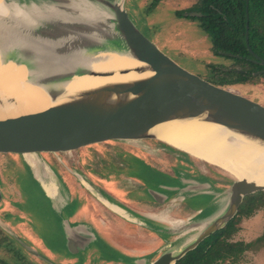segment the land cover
Segmentation results:
<instances>
[{
	"label": "water",
	"instance_id": "water-1",
	"mask_svg": "<svg viewBox=\"0 0 264 264\" xmlns=\"http://www.w3.org/2000/svg\"><path fill=\"white\" fill-rule=\"evenodd\" d=\"M2 1L15 7L18 15L34 20L15 26L22 38L9 40L12 46L68 58L73 63V76L77 77L136 75L89 86L68 98H60L42 82L29 77L31 84L43 88L51 105L40 111L0 118L1 168L58 177L146 159H189L203 163L227 181L222 189L211 192L215 206L206 216L181 224L172 222L173 229L191 231L183 240L162 248L152 261L139 259L130 261L132 264H175L203 239L223 228L235 216L245 196L264 191V184L235 179L217 165L162 140L161 126L165 123L197 120L223 126L264 148V103L181 67L135 26L124 8L125 0H88L90 8L79 6L82 21L61 14L48 16L35 6L19 4V0ZM102 11L109 16L102 18ZM189 15L201 14L192 11ZM247 37L246 24V44ZM101 52L124 56L138 64L116 70H93L86 63L76 62L75 58L81 56L83 62L96 63L94 58ZM255 61L264 66L263 59L255 56ZM253 74H264V68ZM5 105H17V101L0 96V108ZM204 187L196 182L190 188ZM175 188L159 185L162 190ZM147 193L158 204L167 198L153 188H148ZM62 227L70 253L83 250L91 242L79 237L67 220L62 221Z\"/></svg>",
	"mask_w": 264,
	"mask_h": 264
},
{
	"label": "rangeland",
	"instance_id": "rangeland-1",
	"mask_svg": "<svg viewBox=\"0 0 264 264\" xmlns=\"http://www.w3.org/2000/svg\"><path fill=\"white\" fill-rule=\"evenodd\" d=\"M66 1L19 0L18 3L25 4L27 7L35 6L37 11L48 16L58 14L69 16L71 14L73 16L69 17L72 18H78V16L83 18L78 13L79 6H85V10L90 8L86 3L88 0H80L81 3H78V0ZM195 1L161 0L151 12H148L147 6L150 0H125L124 8L135 26L154 42L162 52L184 69L208 80L212 75L213 65L231 66L232 59L214 54L211 51L210 37L200 28L198 19L188 16L192 12L189 10ZM52 2L65 7L66 12L57 13L54 7H50L55 6ZM72 6L76 12H73ZM176 12L184 13L177 15ZM41 23L43 24L44 21ZM11 39L17 40L15 37L9 38V40ZM15 48L23 47L15 46ZM260 81L264 82V79H260ZM233 90L264 103L263 83H243L236 85ZM166 142L171 144L168 141ZM161 161L169 163L170 161L181 162L182 160L161 159ZM184 161L203 164L196 160L184 159L182 162ZM149 163H152V161H149ZM231 176L236 178L234 175ZM83 177L90 190L83 191L85 198L81 199L80 197L72 202L87 204L85 209L86 221L91 227L95 239L100 240V244L97 245L95 242L90 244L88 251H92L91 254L87 255L82 251L76 255L75 260H72L70 258L72 255H69L68 259L66 255L68 253L65 252L62 246L63 227L61 220V217L66 216L70 211L69 205L71 203H67L69 205L65 207L68 210H64L62 207L59 208L60 201L58 200H54L57 207L54 206L47 198L46 192L39 185L38 180L25 169H1L0 228L5 233L3 242L5 244L0 246V258L8 263L22 259L25 264H125V261L123 263L116 262V259L124 254L115 243L102 237L106 231L102 228L107 225L111 229L110 232L117 235V239H127L128 235L148 234V232L133 231L129 226L127 228L128 224L120 217L117 218L110 213H99L100 209L96 207L100 203L98 199L101 198L100 200H102L103 198L111 201L119 205L120 208H127L134 214L131 209H135L134 203L136 201L129 197L128 193L134 194V190L138 187L141 188L140 192L142 193L137 195L136 199L142 198V202L149 203L148 207L156 209L162 204H166V202L155 205L156 202L151 201L147 189L153 187L152 180L161 178L159 175H150L149 170L135 164L107 166L95 174L88 173ZM63 180L64 184L72 191L73 197L77 196V191H81V184H77L72 177H65ZM57 183L59 184L60 181L56 180ZM142 183L146 186H142ZM104 200L103 202L109 203ZM207 214V212H204L200 217ZM263 219L264 208L249 218H243L240 221L238 231L232 236V240L242 241V246H246L248 251L244 254H237V256L232 255V258H226L223 264H264V241H259V239H264V234H262ZM184 237L186 235L178 240L174 239L172 243L181 241ZM142 240H144V237H142ZM146 244L144 242L142 245H146L145 249H148L146 253L153 259L155 254L150 248L154 245H150L148 241H146ZM242 246L236 244V248L241 247L242 249ZM93 251H97V253ZM106 256L113 258L111 263L104 261Z\"/></svg>",
	"mask_w": 264,
	"mask_h": 264
},
{
	"label": "bare ground",
	"instance_id": "bare-ground-1",
	"mask_svg": "<svg viewBox=\"0 0 264 264\" xmlns=\"http://www.w3.org/2000/svg\"><path fill=\"white\" fill-rule=\"evenodd\" d=\"M101 15L102 18L109 16L106 11H102ZM74 18L79 21L83 19L79 16ZM32 21L34 20L30 16L18 15L15 7H9L0 0V96L13 97L17 101V105L0 108V118L40 111L51 105L43 88L31 84V79L42 82L50 91L59 94L60 98H68L89 86L136 75L115 73L109 77H77L73 76V63L68 58L49 51L37 52L12 46L8 42L9 38H22L15 26ZM80 57L75 58L76 62L86 63L93 70H116L138 64L135 60L109 52L97 54L94 58L98 60L96 63L83 62L84 58L81 60ZM161 128V138L173 146L181 147L200 159H206L234 175L235 179L264 184V148L246 141L223 126L197 120L167 122ZM43 175L35 173L45 192L54 197L57 191L54 177L48 173ZM177 223L181 224L182 221Z\"/></svg>",
	"mask_w": 264,
	"mask_h": 264
},
{
	"label": "trees",
	"instance_id": "trees-1",
	"mask_svg": "<svg viewBox=\"0 0 264 264\" xmlns=\"http://www.w3.org/2000/svg\"><path fill=\"white\" fill-rule=\"evenodd\" d=\"M160 1L150 0L147 11L151 12ZM189 11L201 14L198 17L189 14L188 16L198 19L200 28L210 37L211 51L232 59L231 66L213 65L212 75L208 81L231 89L243 83L259 82L264 85V82L260 81L264 79V74H253L264 68L255 61V56L264 60V0H196ZM183 13L176 12L177 15ZM262 208L264 191L245 196L235 216L223 228L204 239L175 264H222L226 258L243 253L247 250L246 246L243 247L241 241H233L232 236L238 231V224L243 218H249ZM4 236L5 233L0 228V246L5 244ZM259 241L263 242L264 239ZM236 244L243 248H236ZM0 264L25 263L22 259L8 263L0 258Z\"/></svg>",
	"mask_w": 264,
	"mask_h": 264
},
{
	"label": "flooded vegetation",
	"instance_id": "flooded-vegetation-1",
	"mask_svg": "<svg viewBox=\"0 0 264 264\" xmlns=\"http://www.w3.org/2000/svg\"><path fill=\"white\" fill-rule=\"evenodd\" d=\"M57 4L58 3L55 2L54 3L55 6H50V7H54L55 10H57V12H66L65 7H62L61 5H57ZM182 161L181 162L170 161L169 163L163 162L160 164L153 163L152 165L154 169H158L160 167L162 170L167 171L171 175L167 174V177L165 178L154 179L152 181L153 183L152 188L158 190L157 188L158 184H160L163 181H168V183H171L172 185L176 186V189H180L182 188V186L179 180L185 177H191L199 180L200 182L207 183L211 186V188L212 187L220 188V186H222V182L219 181V179L212 177L213 175L207 166H204L203 164H199V163H193V162L191 163L188 161L182 162ZM154 171L159 172L158 170H154ZM151 173L152 172L150 171L149 174L152 175L153 173L152 174ZM144 186L146 185L144 184ZM203 191L204 190L193 191V195L191 197H188L185 192H183L184 193L183 194L181 191L169 193V195L167 196L168 198H166L165 200L166 203L169 202L168 210L165 207H162L158 212L154 210L152 211V209L150 208L148 213L138 210V213L132 214L130 210H128L125 207L120 208L119 205H116L114 203L107 204L103 202L104 199H102V202L97 204L96 207L100 209L101 212L98 211L99 213H110L115 215L117 218L120 217L124 222L128 224L127 228L129 226V228H131L133 231L134 230H137L139 232L147 231L148 234L130 235L131 237L127 236V238L130 240L134 239L137 241L150 242V244L154 245L153 252L157 253L156 254L157 256L159 250L162 247H164V245L170 244L173 242L174 239L178 240L182 236H185L191 232V231H186V232L178 231L177 229H173L171 224L172 222H177V221H182L185 223L189 222L190 220H194L200 217V215L205 212L204 211L205 202L203 201L202 197L198 196V194L203 193ZM104 201L108 202L107 200ZM152 202L155 203L154 201ZM155 205H159V204L155 203ZM69 207L75 209L76 208L79 209L80 207L83 209V206L78 204H72L71 206L69 205ZM78 209L73 210V212L75 213L74 216H70V215L62 216L61 220L62 221L67 220L72 230H74L80 236L91 239L90 241L92 242L89 243V245L85 247L83 250L78 249L77 252L70 253L65 247V237L63 235L64 238L62 237L63 238L62 246L65 252L68 253L66 254L67 258L69 259L70 257L69 255H72V257H70L72 260H75L76 255L82 251L85 252L87 255L91 254L92 251H88L90 244H93L94 242L97 245L100 244V240L95 239L94 233L91 230V227L87 224V221L81 218L80 210ZM102 230H106L102 236L106 240L108 239L110 241V238L112 237L111 239L114 241V243H117L119 245H124V243L127 242V239H117L116 238L117 235H113L110 232L111 229L107 225L104 226ZM142 237H144V240H142ZM246 251L248 250H245L241 254H244ZM93 252L97 253V251H93ZM122 252L124 255L118 257L116 259V262L119 261L123 263V261H125V264H129L128 263L129 258L126 257L128 255L130 256L129 252L126 249ZM156 256L154 258H156ZM102 259L104 260V257ZM112 259H113L112 257L106 256L104 261H106L107 263H111Z\"/></svg>",
	"mask_w": 264,
	"mask_h": 264
},
{
	"label": "crops",
	"instance_id": "crops-1",
	"mask_svg": "<svg viewBox=\"0 0 264 264\" xmlns=\"http://www.w3.org/2000/svg\"><path fill=\"white\" fill-rule=\"evenodd\" d=\"M176 160H184V159H176ZM149 161H152V163H149ZM153 163H158V164H160V163H163V161H161V160H142V161H136V162H127V163H124V164H122V165H126V164H135V165H139V166H141V167H143V168H145V169H147V170H149V173H150V171L153 173H151L152 175H159L160 176V178H165V177H167V174L168 175H171V174H169L167 171H165V170H162L160 167L158 168V169H154L153 168ZM122 165H120V166H122ZM204 165V164H203ZM204 166H206V165H204ZM208 167V166H207ZM209 168V167H208ZM1 169H7V168H1L0 167V176H1ZM102 169V168H101ZM100 168L99 169H90V170H84V171H80V172H78L76 175H72V174H62L61 176H56L55 177V179L57 180V181H60V185L57 183L56 184V180L54 179V181H55V184H56V187H57V191H56V195L53 197V196H50V195H48L47 193H46V195H47V198L49 199V201L50 202H52L53 203V205L54 206H56L57 207V205H56V203L54 202V200H58V201H60L59 202V206L58 207H62V209H64V210H68V209H66L65 207H68V205L71 203V204H75L74 202H72V201H76L78 198H80L81 197V199H83V198H85V196H84V193H83V191H86V190H90V188H89V185H88V183H86L85 182V180H84V177H83V175H87L88 173H93V174H95L97 171H100L101 170ZM154 170H158L159 172H155ZM209 170L211 171V173H212V177L213 178H216V179H219V181H221L222 182V186H220V188H215V187H212L211 188V186L209 185V184H207V183H204V182H200L199 180H197V179H194V178H191V177H185V178H181L180 180H179V182H180V184H181V186H182V188H180V189H173V190H162V189H159V184H158V186H157V188H158V191H160V192H162V193H164L166 196H168L169 195V193H173V192H179V191H181L182 193L183 192H185L186 193V195L188 196V197H191L192 195H193V191H196V190H204L203 191V193H201V194H198V196L199 197H202V199H203V201L205 202V209H204V211L205 212H207V213H210L212 210H213V208H214V206H215V203H214V199H213V196L211 195V192L212 191H216V190H219V189H222L225 185H226V179L225 178H223V177H221L218 173H216L214 170H212L211 168H209ZM34 177L36 178V179H38L35 175H34ZM65 177H67V178H69V177H72V178H74V180H75V182L78 184H81L80 185V187H81V191H77V196H75V197H73V193H72V191L71 190H69V188L64 184V180H63V178H65ZM153 181V180H152ZM196 182H198V183H200V184H204V185H206V187H204V188H202V189H191L190 187H192V186H195V183ZM38 183H39V185L42 187V185H41V183H40V181L38 180ZM163 183H165V184H167V185H170V186H173L174 187V185H172L171 183H168V182H163ZM162 182L160 183V184H163ZM225 183V184H224ZM137 184H139L138 182H137ZM140 185V184H139ZM142 186H144V184L142 183ZM136 187V186H135ZM43 188V187H42ZM140 189L141 188H138V187H136V190H134L135 191V193L134 194H130V193H128V195H129V197H131L132 199H134L136 202L134 203V206H135V209H131L134 213H138V210L139 211H142V212H145V213H148L149 212V209H150V207H148V205H149V203L148 202H142L141 201V199H136V197H137V195H141V193L142 192H140ZM146 190V189H145ZM157 190V189H156ZM179 190V191H178ZM71 191V192H70ZM184 194V193H183ZM134 195V196H133ZM168 198V197H167ZM92 200H93V198H92ZM93 201H95V200H93ZM98 202H102V200H100V198L98 199ZM109 202V201H108ZM67 203H69V204H67ZM89 203V202H88ZM109 203H112V202H109ZM118 203H120V202H118ZM70 204V205H71ZM168 204H169V202L168 203H166L165 205L163 204V205H161V206H159V207H157L156 209H152V211L154 210V211H160V208H162V207H165L167 210H168ZM78 205H82L83 206V209L82 208H80L79 207V209L78 208H76V209H78V210H80V214H81V218L82 219H84V220H86L87 219V216H86V211H85V209H86V205L85 204H78ZM92 207H94V205H92ZM75 208H71L70 209V211L68 212V214H66V216H74V212H73V210H76ZM76 233V232H75ZM77 234V233H76ZM64 235V234H63ZM78 235V234H77ZM79 237H81V238H86V237H83V236H80V235H78ZM128 237H131L130 235H128ZM64 238V237H63ZM87 239H89V238H87ZM110 241H112L113 243H114V241L110 238ZM92 242V241H91ZM90 242V243H91ZM144 242H145V244H146V241H137V240H130V239H128L127 238V242H125L124 243V245H119V244H117V243H115L116 245H117V247L118 248H120L122 251H124L125 249L129 252V254H130V256L128 255V256H126V257H128L129 258V260H128V263L129 264H132L130 261H138L139 259H143V260H145V261H152V259L150 258V256L149 255H147V250L148 249H145V247H146V245H142V244H144ZM89 245V244H88ZM150 245H152V244H150ZM164 246H167V245H164ZM87 247V246H86ZM150 249H154V247H151ZM162 249V248H161ZM161 249L159 250V253H160V251H161ZM158 253V254H159ZM153 254H155V256H156V254L157 253H153ZM157 257V256H156ZM155 258H153V260H154Z\"/></svg>",
	"mask_w": 264,
	"mask_h": 264
},
{
	"label": "built area",
	"instance_id": "built-area-1",
	"mask_svg": "<svg viewBox=\"0 0 264 264\" xmlns=\"http://www.w3.org/2000/svg\"><path fill=\"white\" fill-rule=\"evenodd\" d=\"M38 180V179H37Z\"/></svg>",
	"mask_w": 264,
	"mask_h": 264
}]
</instances>
